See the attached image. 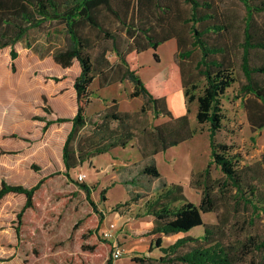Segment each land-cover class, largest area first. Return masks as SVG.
<instances>
[{
	"label": "trees",
	"instance_id": "1",
	"mask_svg": "<svg viewBox=\"0 0 264 264\" xmlns=\"http://www.w3.org/2000/svg\"><path fill=\"white\" fill-rule=\"evenodd\" d=\"M180 1L189 4L188 14L179 7V0H0V48L11 45L10 55L14 61L18 55L14 45L26 39L32 28L42 27L47 21L62 24L64 43L53 51V58L63 68L70 67L74 60L80 64L81 71L74 81L77 111L72 117L47 120L45 128L55 122H71L62 148L65 173L70 177L71 169L115 147H126L139 136L142 165L137 167L136 174L122 178L121 182L126 186H142L138 174L160 181L157 194L145 202L144 214L154 217V225L143 235L168 236L188 232L199 225L204 228L201 235L186 234L168 245L163 244L162 236H156L149 252L158 248L161 254L143 253V256H134V261L139 264H255L253 254L264 251V238L254 234L233 238L232 231L242 227L239 222L242 205L251 208V223L264 213V189L254 182V176H250L252 166L241 163L242 154L232 143L217 140V133L225 118L222 98L236 81L237 59L246 78L241 91L247 97L245 103L251 111L253 126L264 128V29L254 20L256 13L264 12V0L259 4L240 0L247 16L244 37L239 41L231 34L230 24L217 0ZM120 33L125 43L127 39L124 47L119 43ZM172 38L177 42L179 60L194 63L193 71L181 66L187 112L177 116L168 108L166 98L151 91L138 74V66L133 67L126 57L133 50L140 53L148 48L157 49ZM103 40L111 43L119 59L116 63L107 56L108 46H103L94 58V51L101 47L99 44ZM154 56L157 58V53ZM12 68H15L13 62ZM95 77L101 87L130 81L133 90L129 96H142L141 107L135 111L120 110L114 98L94 117H88L86 110L94 93L90 86ZM195 100L197 121L209 123L210 143L207 165L190 176V185L201 190L199 204L188 200L182 184L169 182L162 175L155 157L156 153L197 133L189 117V105ZM46 109L51 112L50 107ZM150 110L154 117L168 116L169 119L151 125ZM213 164L221 170L222 177L212 176ZM132 169L133 165H125L121 171L130 175ZM77 181L94 204L90 198L92 186ZM41 184L42 180L27 187L2 179L0 200L9 193L24 194L20 218L33 206L34 194ZM107 189L101 190L103 200ZM140 197L142 194L137 192L134 199ZM226 197L233 202L226 203ZM221 200H225L224 210L218 212V221L205 222L203 214L218 211ZM233 215L237 220L231 227ZM106 264H115L113 258L110 257Z\"/></svg>",
	"mask_w": 264,
	"mask_h": 264
},
{
	"label": "rangeland",
	"instance_id": "2",
	"mask_svg": "<svg viewBox=\"0 0 264 264\" xmlns=\"http://www.w3.org/2000/svg\"><path fill=\"white\" fill-rule=\"evenodd\" d=\"M217 1L230 24L231 34L238 41L243 39L247 16L243 2ZM251 1L255 4L262 2ZM179 7L188 14L189 4L179 0ZM254 20L264 29V12L256 13ZM120 34L119 43L124 47L127 39L125 43L123 34ZM64 39V26L47 21L42 27L32 28L26 39L14 45L18 52L14 61L10 55L11 45L0 48V185L2 179L27 187L42 180L34 194L33 206L27 208L20 218L24 194L9 193L0 200V264H106L110 257L113 258L115 244L123 250L120 258H113L115 264H139L132 258L148 252L152 239L158 236H145L143 233L154 224V217L144 214L145 202L157 194L160 181L138 174L142 186H126L121 182L122 178L136 174L137 167L142 165L143 159L137 149L139 136L124 148L119 146L112 152L96 155L71 169L70 177L65 173L62 148L71 122H55L45 128L47 120L59 116L72 117L77 111L74 81L81 71L80 64L74 60L70 67L63 68L53 58V51L64 43ZM99 45L101 47L94 51V58L103 46H108L107 56L111 62L119 60L110 42L103 40ZM176 51L177 42L170 39L157 49L148 48L140 53L133 50L126 56L133 67L138 66V74L151 91L166 98L174 116L187 112L181 66L186 71L194 69L193 61H180ZM154 53H157V58ZM199 81L202 83V78ZM245 82L237 59L236 81L222 98L225 118L217 140L234 145L235 150L242 154L241 163L252 166L250 176H254V182L264 189V128L255 129L253 126L251 111L245 103L247 97L241 91ZM90 88L94 93L86 110L88 117H94L114 98L123 110H138L143 103L142 96H129L133 84L128 80L101 87L98 77H95ZM177 91L182 100V110L178 96L169 99V94ZM46 107H50L51 112ZM189 108L190 122L197 133L163 151L157 160L160 172L168 181L182 184L188 200L199 204L201 190L190 185V174L203 169L210 159L209 123L197 121L196 100L190 103ZM148 116L151 125L169 119L168 116L154 117L151 110ZM124 163L133 165L130 175L121 171ZM211 169L213 177L223 176L215 164ZM79 172L86 174L83 182L93 188L90 198L94 204L78 185ZM105 187L108 189L103 200L100 194ZM137 192L142 197L134 199ZM226 198V201H220L218 211L203 214L205 222L218 221L217 214L224 210V201L233 202ZM252 217L251 208L242 205L239 212L242 227L232 231L233 238L236 235L246 238L247 234L264 238V213L251 223ZM236 220L233 215L231 227ZM112 222L116 228L112 236L107 237L104 231ZM203 231V226L199 225L186 233L197 236ZM184 234L165 235L163 244L168 245ZM158 253L153 252L155 255ZM253 258L255 264H264V251L254 253Z\"/></svg>",
	"mask_w": 264,
	"mask_h": 264
},
{
	"label": "crops",
	"instance_id": "3",
	"mask_svg": "<svg viewBox=\"0 0 264 264\" xmlns=\"http://www.w3.org/2000/svg\"><path fill=\"white\" fill-rule=\"evenodd\" d=\"M172 39H175V38H172ZM170 40V39H169ZM176 40V39H175ZM58 46H60V45H58ZM117 83H122V82H117ZM108 86V85H107ZM104 87H106V86H104ZM176 96H178L179 97V100H180V106H179V108H180V110H182V108H183V106H182V100H181V98H180V95H179V92L177 91V92H173V93H171L170 95H169V99L171 98V100L174 98V97H176ZM170 101V100H169ZM119 103V102H118ZM109 104H111V103H109ZM107 105V104H106ZM106 105H104L103 106V108L106 106ZM103 108H101V109H103ZM100 109V110H101ZM119 109L120 110H123V109H121L120 107H119ZM124 111H129V110H124ZM129 145V144H128ZM179 145V144H178ZM117 147H115V148H113V149H111L110 151H108V152H112L114 149H116ZM124 148V147H123ZM137 149H138V146H137ZM170 148H168L167 150H165V151H168ZM138 152L140 153V151H139V149H138ZM162 152L163 151H160V152H158V153H156L155 154V157H156V160H157V158H158V155L159 154H162ZM140 155H141V153H140ZM157 164H158V160H157ZM123 165H128L127 163H124ZM199 171V170H198ZM193 172V171H192ZM191 172V173H192ZM163 175V174H162ZM191 175V174H190ZM164 176V175H163ZM165 177V176H164ZM167 179V178H166ZM168 180V179H167ZM152 216V215H151ZM154 225V224H153ZM192 230V229H191ZM189 232V231H188ZM185 234L184 235H186L187 233L186 232H184ZM162 236V237H164L165 235L164 234H158V236ZM169 236V235H168ZM183 236V235H182ZM165 245V244H164ZM150 246V245H149ZM159 252L157 255H155V254H153V252ZM152 254H150V252L148 251V252H144V254L145 255H152V256H159L160 254H161V252H160V250L158 249V248H155L152 252H151Z\"/></svg>",
	"mask_w": 264,
	"mask_h": 264
},
{
	"label": "built area",
	"instance_id": "4",
	"mask_svg": "<svg viewBox=\"0 0 264 264\" xmlns=\"http://www.w3.org/2000/svg\"><path fill=\"white\" fill-rule=\"evenodd\" d=\"M85 177H86V174L84 172L78 173L77 178L79 181H83ZM114 228H116V224L114 222L110 223L109 227L104 231V234L107 237L112 236ZM122 254H123L122 248L119 246V244H115L113 247V252H112L113 258L118 259L122 256Z\"/></svg>",
	"mask_w": 264,
	"mask_h": 264
}]
</instances>
